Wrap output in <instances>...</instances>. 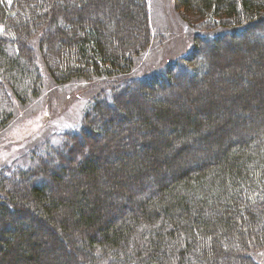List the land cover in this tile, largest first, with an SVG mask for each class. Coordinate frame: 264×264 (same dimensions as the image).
I'll list each match as a JSON object with an SVG mask.
<instances>
[{
  "label": "trees",
  "instance_id": "16d2710c",
  "mask_svg": "<svg viewBox=\"0 0 264 264\" xmlns=\"http://www.w3.org/2000/svg\"><path fill=\"white\" fill-rule=\"evenodd\" d=\"M126 1L0 0V132L12 123L17 107L39 104L42 98L56 112L70 108L76 97L67 95L59 100L56 93L64 92L61 84L75 82L81 88L104 83L93 91L99 89V96L86 109L77 131L51 139L44 149L35 148L21 162L24 169L14 174L31 181L27 193L9 190L7 182L0 181V264H56L51 250L55 245L66 256L63 264H258L252 253L264 251V126L262 131H249L264 123L262 86L256 78L250 91L236 92L227 105L207 104L186 118L176 115L177 101L182 100L187 108H199L200 101L194 99L195 105H191L183 96L160 98L159 90L154 89L160 88L159 84L147 83L159 77L166 81L165 88L172 90L173 80L183 79L180 70L191 78L195 75L190 71L195 72L197 66L206 70L208 64L200 63L205 60L202 33L199 37L203 39L197 38L187 55L167 63L159 74H152L154 77L121 81L138 72L136 65L154 37L150 0H138L136 11L131 5H121ZM172 2L184 9L183 14L174 15L198 32L204 28L213 36L205 38L209 41L221 36L211 31L214 28L235 39L264 26V0ZM104 4L120 10L124 7L125 22L138 24L141 20L142 30L130 36L124 24L116 25L115 17L91 21ZM176 19L171 18L174 24ZM262 55L264 50L259 56L257 52L255 59L259 61ZM49 80L54 87L47 86ZM245 80V85L252 82ZM132 86L141 89L139 93L150 107L137 93L132 106L127 107L124 96L133 92ZM46 89L51 90L50 95L39 98ZM256 91L263 96L257 103L259 123L248 120L241 131L238 128L242 126L225 127L221 114L223 118L243 108L235 104L238 97L243 99L242 105L249 106ZM118 104L127 113L118 109L112 119L109 111L117 110ZM145 108L154 110L153 116ZM246 111H241L243 121ZM129 115L137 124L133 148L120 150L119 140L123 139L117 140L116 132L107 141L118 144L115 147L121 153L107 158L94 155L87 142L78 143L76 137L84 132L95 142L106 133L105 125L92 132L90 125L99 123L97 116L112 126V120ZM210 118L214 127H208ZM173 119L182 131L176 129L178 125L158 130V122ZM146 125L157 136L135 141L139 134L148 133ZM181 135L183 140H171ZM50 156L58 159L53 167L46 165ZM126 164L131 169L125 168ZM38 165L37 170H29ZM79 182L84 185L77 187ZM63 186L67 194H53Z\"/></svg>",
  "mask_w": 264,
  "mask_h": 264
},
{
  "label": "rangeland",
  "instance_id": "374dc122",
  "mask_svg": "<svg viewBox=\"0 0 264 264\" xmlns=\"http://www.w3.org/2000/svg\"><path fill=\"white\" fill-rule=\"evenodd\" d=\"M73 4L74 3H71L72 6ZM125 4L131 5V9H134V11H136L139 9L140 1L127 0L121 5ZM104 5L105 6H103L102 8L103 11H101V9L99 14H96L95 17L92 16L94 19L91 21L101 19L112 20L113 17H115L114 19L116 25L118 27H121V25L124 24L126 31L130 36H133L136 32H140L142 30L141 20L138 24L136 22H125L126 17L124 16V7L120 10L117 7H113L107 4ZM174 12L177 13V15L180 13L183 14L184 9L177 8L172 0H150L149 17L152 18V22L154 25V31H152L154 37L152 39L150 47L143 54V57L136 65V69H139L137 70L138 72L134 71L133 75L129 77L130 79H145L156 72L159 74L158 71L163 67H166L165 65L168 62L176 61L177 59L187 55L192 50L197 38H199V40H202L204 36L205 38L213 37L212 34H207L204 28H202V30L198 32L197 29H195L194 25L183 20V18L177 17L176 15H174ZM137 14H139V18L141 19V14ZM174 17L177 18L175 20L177 22L176 24H174L171 20V18ZM261 29L262 30H254L248 33H241L240 36H237L235 39H232V37H227V33L224 34V30L218 31V28L212 29L211 31L215 32L217 36H221L210 41L205 38L203 39V41L205 40V42L202 51L203 55H205V60H201L200 63H207L209 68L207 67L205 70L201 66H197L195 72L193 70L190 71L195 75L192 78L189 77V73H184L180 70V73L183 75V79H180L177 82L173 80L172 90L165 88L164 84H166V81L158 83L160 88L154 86V84V89L159 90L160 98H169V100H171V97L173 96L175 98L183 96V98H186V101L191 103V105H195V103L191 102L194 99H197L198 102L200 101L198 103L199 108H197L196 106H189V108H187L188 105L183 104L181 102L182 100L177 101V103H179V105H177V109L179 111L173 107V110L177 111L174 113L176 115L182 114L183 116H185V118L186 116L191 117L194 114H198L199 112H201V106H207V104L208 106H211L213 103L223 104L222 102H224L225 105H227L228 100L231 99L232 96H236V92L240 93L242 91H250L252 87L251 85L252 83H254V80L256 78L259 81V86H262L261 88L263 89L264 94V57L262 55L263 58H259V61L256 60L257 58L255 59L256 53L258 52L259 56L261 50H264V26H262ZM200 33L204 35L202 38L199 37ZM242 37H245V39H240ZM228 44L231 45L227 46ZM215 46L216 48L214 50ZM232 48L237 50H235L234 52ZM173 71L177 77V70L173 69ZM211 74L214 75L213 78H209ZM197 75H199V77H197ZM152 76L154 77L155 75ZM152 76H150L149 78H151ZM204 76L207 77V80L205 81L202 79V77ZM45 77H47V75H45ZM247 78H249V80H251L252 82L245 85V79ZM191 81L195 83L194 87L193 84H189L192 83ZM76 84L77 83L75 82L61 84V89L64 92L58 95L56 93V96H58L59 100L61 101H63L62 97L67 95H73L72 98L76 97L71 103L70 108H66L65 106L62 107L63 110H59L58 112L54 111L53 106L49 104L48 101H45L42 98L46 94H48L47 96L50 95L51 90L46 89V91H44L43 94L39 97L42 98V104L32 103L27 106L17 107L15 118L12 123L5 130L0 132V181H6L9 190L17 188L18 193L20 194L27 193L30 190L31 181L29 179H18L19 177L14 174L17 173L20 168L24 169V165H22L21 162H24L26 158L28 159L29 154L35 151V148H39L41 150L44 149L48 144H50L51 139L52 141L57 140L63 133L67 134L73 131H77L82 123V119L84 117L86 109L93 103V91L98 86L102 87L104 83L101 85L100 83L93 82L85 87L82 86L81 88L76 87ZM47 86L50 88L54 87L51 80L47 81ZM132 87L133 92H129L130 95L127 94L126 96H124V99L127 100L128 108L132 106L131 102L135 100L134 96L136 95V93L137 97H140L141 101L146 99L145 96L139 93L141 89H138L137 86ZM224 88L227 89H225L224 91ZM217 94L219 97L216 96ZM237 99L239 103L236 102L235 99V104L243 108H237V112L233 111L232 114L229 112V114H227V116L223 118L221 114L220 118L225 120L224 126L232 129L234 128V126H242V128H238L239 131H241L244 129V124L248 126V120H251L250 122L259 123V121L257 120V113L259 111L257 112L256 110H259L260 104L257 103L262 101L263 96H259L258 92L256 91L254 98L250 101L249 106H247L249 107V110L246 106L242 105L244 104L241 103V101L243 100L242 98L238 97ZM35 102H37V100ZM146 104L149 105L150 102H144V105ZM119 106L120 104L117 105V110L116 108L110 109L109 113L110 115H112V119L114 117L115 111H118ZM231 106L232 105H230V107ZM245 109L247 110V114H245L243 121L242 112H245ZM120 110L122 109H119V111ZM145 110L153 116L154 110L151 111L149 108H145ZM227 111H229V108H227ZM122 113L125 115L127 112L125 110H122ZM105 114L106 112L104 113V117H106ZM111 118L110 120H112ZM170 118L173 117L170 116ZM198 119L202 120L201 117ZM116 120L115 122L114 120H112L111 126L109 125L107 120H104L102 118L100 119V122L99 116H97V122L99 123H96L94 126L90 125L92 132H96L97 127L101 128L103 127V125H105L106 129V133L103 135V137L99 141H96L99 143L97 144L93 140V137H88L89 135H87V132H84L81 137H76L79 140L78 143L84 144V142H87L88 144H90V151L94 155H97L99 157L103 156L106 158L109 155L113 156V153H121L120 150L123 149V147L124 149L129 147L133 148L134 143L132 141V137L134 133L133 131L137 130V127H135L137 126L136 119L133 116L129 115L127 119L120 118ZM168 122H158V130L162 129L164 125H166V129L169 128V125H171L170 128L174 127V125H178L176 129L180 131L183 130L182 126L177 123L175 124L174 119L173 121L169 122L170 124ZM211 122L214 123L213 119L210 118L208 127H214L213 125H211ZM149 125H146L144 127L147 130L146 132L148 133L139 134L136 137L135 141L145 139L147 138V135L153 136L156 134L157 136V133L150 132L153 129L148 131L150 128ZM263 126L264 123L262 122L261 124L251 128L249 132H253L256 130L259 131V129L262 131ZM212 129L208 131H213ZM115 132L116 135H118V138H116L117 140L123 139L119 140L121 143L119 146L120 150L116 149L115 147V145L118 146V144H111L107 141L110 135ZM239 134H241V132H239ZM129 135H131V139L130 141H127L128 138L126 137H128ZM245 135L247 134L245 133ZM245 135H243V137ZM180 137H183V135L179 137L174 136L173 138H171V140H173V142L183 140ZM44 142L46 143L44 144ZM95 143L96 145H93ZM187 143L189 145L192 144L191 142ZM164 151L167 152L168 150L164 149ZM123 152L124 151H122V153ZM38 153L39 152H37L36 155ZM39 159L42 160L44 158L39 156ZM56 161H58L56 157L50 156L46 165H50L51 167H53ZM36 163H38V161ZM124 166L127 169H131L130 165L126 164ZM38 167L39 165L37 167L33 166V168H30L29 170H37ZM5 169H9L10 171H3ZM68 184H70V182L67 183V188ZM74 185L70 186L74 187ZM83 185L84 183H80L77 185V187H81ZM54 193H58L60 197L64 193L67 194V190L63 186L60 187L57 191H53V194ZM15 220L16 219H12L14 224H16ZM0 225H2V223ZM45 237H48V235L45 234ZM47 246L50 247V244ZM56 246L57 245H55L54 247L52 246L53 248L51 249L53 251L55 259L58 260V263L56 264H63L66 256L64 254H61L59 251L60 248L57 250ZM252 255L258 262V264H264V251L253 252ZM42 256L46 257L43 253ZM42 256L41 260H43Z\"/></svg>",
  "mask_w": 264,
  "mask_h": 264
},
{
  "label": "bare ground",
  "instance_id": "6f19581e",
  "mask_svg": "<svg viewBox=\"0 0 264 264\" xmlns=\"http://www.w3.org/2000/svg\"><path fill=\"white\" fill-rule=\"evenodd\" d=\"M27 40L29 41V43L32 42V39H31V38H27ZM123 78H124V79H121V81H123V80H125V79L130 80L129 77H123ZM155 80H156L155 82H153L152 80H149V82H148L147 84H149V85L152 86V85H153L154 83H156V82H157V83L162 82L161 79H160L159 77H156ZM121 81H120V82H121ZM107 90H113V89H107ZM98 92H99V89L94 93V96H93V102H94V103H95L97 97L99 96V95L97 96V93H98ZM98 101H99V100H97V102H98ZM97 102H96V103H97ZM66 108H67V107H66Z\"/></svg>",
  "mask_w": 264,
  "mask_h": 264
},
{
  "label": "snow or ice",
  "instance_id": "6c2138e0",
  "mask_svg": "<svg viewBox=\"0 0 264 264\" xmlns=\"http://www.w3.org/2000/svg\"><path fill=\"white\" fill-rule=\"evenodd\" d=\"M3 29H0V31H2Z\"/></svg>",
  "mask_w": 264,
  "mask_h": 264
}]
</instances>
